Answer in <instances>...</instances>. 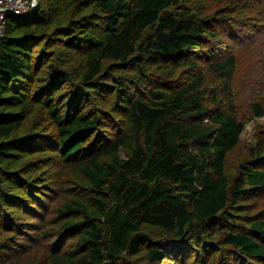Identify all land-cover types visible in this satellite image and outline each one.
<instances>
[{"label":"trees","instance_id":"16d2710c","mask_svg":"<svg viewBox=\"0 0 264 264\" xmlns=\"http://www.w3.org/2000/svg\"><path fill=\"white\" fill-rule=\"evenodd\" d=\"M76 1L94 4L98 14L76 17L71 11L54 34H63L70 50H82L81 83L127 66L146 89L125 90L126 77L109 72L113 83L98 86L114 95V113L85 110L83 85L70 89L64 108L59 94L71 76L53 65L39 76L30 46L37 36L19 34L36 17L7 20L0 44V189L12 177L5 165L16 151L11 136L39 101L53 127L46 145L60 156L65 173L59 187L65 199L42 234L57 241L48 249L51 264H125L144 244L149 264L169 258L179 264H264V138L238 162L234 177L227 166L246 123L235 105L233 78L249 75L250 85L264 94V0H220L218 9L211 4L197 12L189 0ZM98 20L105 32L90 33ZM212 23L249 28L248 42L262 46L249 60L229 50L201 64L191 56L215 35L207 27ZM144 60L154 61L160 74L148 72ZM181 69L188 74L179 82L172 74ZM249 110L264 117V95ZM108 126L114 136L100 130ZM40 196L42 190L22 205L32 218L40 216ZM146 226L172 244L153 247ZM66 236H75L71 250L61 244ZM207 248L217 261L207 262Z\"/></svg>","mask_w":264,"mask_h":264},{"label":"rangeland","instance_id":"374dc122","mask_svg":"<svg viewBox=\"0 0 264 264\" xmlns=\"http://www.w3.org/2000/svg\"><path fill=\"white\" fill-rule=\"evenodd\" d=\"M34 8L31 10L26 19H33L36 17V24H30L25 27H20L19 34L34 33L37 36L36 41L31 43L32 57L31 63L33 67L37 66L39 76H46L50 65L64 68L66 73L71 76V81L66 82L61 89V106L66 107L67 100H70L71 90L78 85H83L86 91V98L84 101L85 110H95L100 112L114 113V95L107 92H102L99 88L101 83H113L114 78L126 77L125 90H142L146 89L145 81L139 79L140 75L134 73V68L125 67L120 71L109 70L114 78L108 77L109 72L105 71L104 76L100 77L96 82L93 80L85 82L82 75L84 71V56L82 50H70L69 47L62 42L64 35L54 34V28L58 26H65L68 24L66 18L62 22L61 18H65L68 14L75 12L77 16L87 14L88 17H93L98 14L94 8V4L87 6V3L76 0H33ZM237 2L236 4H238ZM213 5V8L218 9L224 4L222 1L217 3L211 0H189L188 6H192L194 10L204 9V7ZM217 4V5H216ZM242 4V2H241ZM211 5V6H212ZM219 5V6H218ZM226 6V5H225ZM197 12V11H196ZM214 15V14H213ZM212 15V17H213ZM225 16V14H220ZM64 16V17H63ZM248 22V19H246ZM218 24L213 26V23L208 27L209 30L214 31V36H208L209 39L204 40V46L201 50H197L191 58L198 57L197 60L201 64H205L206 60H212L225 56L227 51L235 52L239 58L244 61L257 47L262 46L257 43H249L246 34L254 33L251 29H246L242 26H235L225 30L226 26ZM92 34H103L105 29L100 20L95 24H91L89 29ZM38 40V41H37ZM262 51V49H261ZM38 57H40L38 59ZM256 59V58H255ZM257 60V59H256ZM162 63V62H160ZM144 64L148 67L150 73L155 71L156 63L152 60H144ZM118 69V68H117ZM177 70V74L173 72V78L177 81H183L187 76L188 71L181 69ZM160 73H158L159 75ZM253 79L258 78L257 75H251ZM249 75L241 72L233 78V91L235 105L246 121L245 127L241 134L240 145L232 154V158L228 159L227 166L234 177L236 165L244 159L247 151L256 145L257 140L264 138V117H253L250 110V102L255 101L258 97L264 95L259 92L258 87L250 85ZM99 85V86H98ZM87 86V87H85ZM145 87V88H144ZM69 91V92H68ZM51 92V91H50ZM28 94H31L28 92ZM58 98V95L56 96ZM27 99V98H26ZM263 100V99H261ZM109 130L114 136L116 131L110 126L107 128L100 127L102 132L107 133ZM109 133V132H108ZM53 135V127L51 118L48 115L46 107L36 102L34 112L30 113L23 122L22 127L15 131L11 138L15 139L16 151L15 155L9 158L5 165L11 173V179L6 181L5 186L2 187L4 199L0 202V264H51L49 258V248H52L55 237L43 238V232L48 227L54 225L56 218V208L61 204L62 199H65L61 194L60 186L63 184L64 162L56 151L50 148L47 141ZM28 138L30 141H25ZM36 143L32 142V139ZM262 140H259L261 142ZM31 146H35L34 148ZM8 173V174H9ZM38 190H42V197H39L41 202L39 210L40 216L32 218L31 214L26 212L22 205H24L28 195L36 194ZM44 198V200H43ZM257 198H253L252 201ZM259 200H264L259 198ZM2 218V219H1ZM19 224L21 231L13 229V225ZM47 225V226H45ZM17 227V225H16ZM149 235L151 236L152 246H158L163 241V245L170 246L172 244L169 237L160 236V232L156 228L146 226ZM157 232V233H156ZM178 241V240H174ZM74 237L66 236L61 241L64 249L71 250L75 244ZM180 242V241H179ZM174 244V243H173ZM148 245L144 244L142 250L134 256L128 257L125 264H149L145 258V252ZM209 259L216 260V254L213 256L211 248H207ZM192 258V257H190ZM191 259L186 261L190 264ZM156 264H179L176 259H165ZM219 264V263H218Z\"/></svg>","mask_w":264,"mask_h":264},{"label":"built area","instance_id":"2783aa9c","mask_svg":"<svg viewBox=\"0 0 264 264\" xmlns=\"http://www.w3.org/2000/svg\"><path fill=\"white\" fill-rule=\"evenodd\" d=\"M34 8L33 0H0V44L11 17L25 18Z\"/></svg>","mask_w":264,"mask_h":264}]
</instances>
